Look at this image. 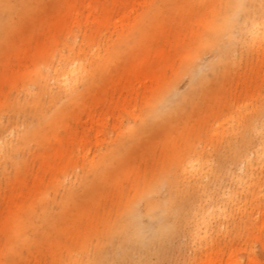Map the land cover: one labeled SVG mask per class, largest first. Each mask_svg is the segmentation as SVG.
<instances>
[{"label":"rangeland","instance_id":"1","mask_svg":"<svg viewBox=\"0 0 264 264\" xmlns=\"http://www.w3.org/2000/svg\"><path fill=\"white\" fill-rule=\"evenodd\" d=\"M44 1V8L37 5L28 12L13 11L11 18L0 12V117L13 93L30 96L32 111L39 109L47 129L38 138L31 134L34 143L27 130L19 132L15 118L8 129L10 133L16 129L19 159L0 156V264H68L76 259L83 264L99 260L107 264H163L174 260L187 264H209L210 260L215 264H264L261 165L246 171L252 179L241 190L244 199L228 219L217 213L207 234L197 223L202 220L201 203L199 186L194 183L181 226L166 244L130 243L114 227L135 203H139L146 221L152 222L147 214L149 201L154 205L153 217L167 219L163 197L148 200L141 192L150 185L152 173L163 170L172 154L178 152L174 144H198L201 131L207 135L205 148L235 141L247 116L242 107L238 119L230 125L234 130L218 135H212L214 120L210 113L215 109L218 113L235 111L238 103L245 105L258 97L264 84V54L258 52L246 65L240 64L227 84L219 78L220 97L207 102L171 135L149 137L141 132L140 137L133 136L129 129H138L142 118L149 119L150 101L157 90L176 74L184 73L186 56L197 48L205 29V14L197 6L206 3L185 0V9L172 7L164 14L160 23L163 28L149 24L144 33L129 38L152 0ZM82 46L95 63L109 59L107 67L113 77L90 79L71 107V100L50 88L47 105L39 103L42 92L30 88L33 80L27 75L28 69L50 62L57 50ZM180 79V93L188 94L193 89L190 76L186 73ZM171 99L175 104L183 102L177 96ZM199 99L203 104L200 95ZM65 107L66 112L61 114ZM6 123H0V132ZM115 148H119L117 159L109 168L104 164L101 167L106 179L97 182L86 198L78 197L77 209L66 212L67 192L90 174L103 154ZM44 205L53 208L60 221L69 216L72 223L68 227H47L39 222ZM29 216L39 225L29 233V245H23L16 237V227ZM10 239L15 242L14 250Z\"/></svg>","mask_w":264,"mask_h":264},{"label":"snow or ice","instance_id":"2","mask_svg":"<svg viewBox=\"0 0 264 264\" xmlns=\"http://www.w3.org/2000/svg\"><path fill=\"white\" fill-rule=\"evenodd\" d=\"M16 5L8 0H0V12L12 17ZM168 8L173 5H157ZM200 13L207 17V28L201 36L199 47L190 51L194 64L200 66V72L194 84L201 90L211 88L212 74L236 63H243L245 58H253L259 51L264 54V0H229L228 3L202 4L197 6ZM92 56L88 49L65 47L57 50L50 62L41 63L29 68L27 75L32 78L30 88L42 92L38 102L47 105L49 88L59 92L61 97H74L89 83L94 74ZM73 67L71 80L63 76V72ZM76 87L71 86V81ZM32 97L16 96L15 93L5 103L0 123L7 121L0 132V156L6 160L19 159V139L16 129L10 133L13 118L20 133L25 130L31 136L39 137L46 133L44 119L39 109L32 111ZM247 116L238 129L235 141L220 142L215 148H205L207 135L200 132V142L194 144L186 152L168 161L164 169L151 178V184L144 194L148 200L163 197V205L167 210V219L161 216L146 221L137 210L139 203L131 206L129 212L121 217L114 227L130 243L144 244L148 241L166 244L178 232L181 226L183 209L190 199L193 181L199 186L201 212L206 223L217 218V213L224 219L234 211L238 202L244 199L242 188L248 183L245 167L250 166L256 155L257 146L260 153L261 178L264 180V84L260 89L258 100H252L241 108ZM181 117V108L169 96L152 114L151 120L170 122ZM131 123V121H129ZM142 130L129 129L130 135H139ZM215 143V142H214ZM195 161V164H193ZM91 174H89V178ZM146 181L149 179L145 177ZM142 198V199H144ZM71 202V199L69 200ZM68 264H83V261L70 260ZM89 264H107L99 260ZM163 264H187L186 261H164Z\"/></svg>","mask_w":264,"mask_h":264},{"label":"bare ground","instance_id":"3","mask_svg":"<svg viewBox=\"0 0 264 264\" xmlns=\"http://www.w3.org/2000/svg\"><path fill=\"white\" fill-rule=\"evenodd\" d=\"M200 1L205 2L206 4H210V3L221 4V3H228L229 2V0H200ZM8 2L16 5L15 9L13 10L14 12L15 11L23 12V11H27V10L29 11L30 8H32L33 6L35 8L37 5H42V8H44V4L46 3V1H44V0H8ZM184 2H185V0H152L149 4L148 9L145 11V13L143 15L140 14V16L138 17V20L135 22V25L133 28L134 30L132 31V35L129 38H131L132 36H134V38H135L137 33H144L145 29L147 28L146 26L149 24H159L161 26V28H163L165 26L164 24H160V23L163 22L164 14L172 7L160 8V7H154V6H157V5H173V3H175L176 4L175 7L179 8L180 11H182L183 9H185ZM257 2H258V0H257ZM205 19H206V22L204 25L205 26L204 31L207 28V17H206V15H205ZM199 45H200V43H199ZM199 45L197 47H199ZM109 54H110V51H109ZM113 57L111 59H113ZM253 59H254V57L253 58H245V60L243 61L244 65H246L247 62H249ZM108 61H109V59H107L106 62H103L100 64L96 62L94 64V74H93L91 79H104V78L106 79V77L107 78L113 77L114 74L112 72H110L111 69L107 67ZM240 64L241 63L237 62L235 67H228V68H226L220 72L213 73L212 74V80H211V88L206 89V90H201L194 84V79L196 78V76L200 72V66L194 64V57H191L188 53L186 56V61L184 62V65H183V72L184 73L176 74V76L173 79H169L164 84V86L161 87V89L159 88L157 90V92L154 95V99L150 101L149 119H147L146 117L142 118L141 125L138 126L139 127L138 129L142 130L141 132L144 134L148 133L149 137H152L154 134H160L161 135L162 133H168L171 135L176 127H178L179 125L185 124L184 122L186 120H188L190 117H192V118L195 117L198 114V112L201 109H203L204 105H206L210 102H214V100H217L220 97L221 84L219 83L218 79L222 78L223 83L227 84L226 81H228V79L231 78L233 71L238 66H240ZM75 71H78V69L73 68V67H68L63 72V76L68 77L71 80L73 72H75ZM186 73L191 78L190 79L191 80V86L193 89L188 94H183V93H180L179 81H181L180 77ZM71 86L72 87L77 86L76 82L74 80L71 81ZM257 94H258L257 95L258 97L255 98L254 100H258V98L260 96V92H257ZM199 95L201 96V99H203L202 100L203 104L200 103ZM169 96H174V97L177 96V97H179V99L181 98V100H183L182 103L176 104L177 106H180V108H181V117L179 119H176V120H173L170 122L151 120L152 114L157 110V108L161 104L165 103L168 100ZM66 98L71 100L69 107L73 106L76 103L77 96H74V97L66 96ZM242 105H243V103H238L235 111H223L221 113H218L219 110H216V109L214 111H212V113H210V115L213 116L211 118V120L212 119L214 120V122L212 123V125L210 127V129L214 132L212 135H218L220 131L225 132V131H229V130H234V127L231 128L230 125H233L232 121L238 119V117L240 115V111H238V110H240ZM66 110L67 109L65 107L64 111L61 114H64L66 112ZM41 115L44 116L45 113H42ZM55 121H56V117L54 119H52L50 124L53 126ZM210 122L211 121H209V125L211 124ZM138 136L140 137V134ZM193 145L194 144L189 143V142H187V143L184 142L182 144L181 143L174 144L173 149L178 150V152H174L171 157L170 156H168V157H170V159H173L176 156L180 155L181 153L186 152ZM179 148H181V149L179 150ZM117 150H119V148L113 149V151L110 153L103 154L100 157L98 165H96L90 169L91 177L89 178V175H87V174H86V176L81 177L78 180V186L71 188L67 192V195H66L67 196V201H66L67 205L64 206V209L66 210V212H68L69 210H72V209H77L78 206L80 205L79 201H77L78 197L83 196V198H86L90 194V192L93 189H95V185L97 182H102L103 180L106 179V175L104 174V168L102 169L101 167L103 166V164L106 168L110 167L111 163H113V161L115 159H117ZM193 164H195V161H193ZM258 165H260V153H259V148L257 146L256 155L254 157L253 163L250 166L245 167V175H246L247 181L251 180L252 177H250L249 172H246V171L248 169L253 170L254 167H256ZM152 174L154 176V175H157L158 173L157 174L152 173ZM69 176L66 175V178H69ZM94 182H95V184H94ZM193 183L196 184L195 181H193ZM150 184H151V182H150ZM149 186L150 185H148L146 187L147 189L146 188H145V190L143 189V191L141 192V196H144V194L148 190ZM70 199H71V202H69ZM153 209H154V205L152 202L149 201L147 214L150 217H153V213H152ZM137 210L141 213V211L139 209H137ZM41 215H43V218L38 220V221L42 222L47 227H52L53 225L58 226V227H62V226L68 227L72 223L69 216L66 217L65 219H63V221H60V219H58V215L55 212V210H53V208H51V207H48L47 205H44L42 207ZM200 217L202 220H198V222H197L198 226L199 225H200V227L204 226L205 232L207 234V231L209 230V223H206L204 221V217L202 215V212H201ZM38 225H39V223L37 222V219H35L34 217L29 216V217L24 218V220L20 221L16 227V237L21 238L23 245H29V243H30L29 233L33 229H36L38 227ZM199 233L200 232L197 231L196 236H198ZM206 236L207 235H205V237ZM10 247L12 250H14V248H15V242L12 241V239H10ZM20 255L21 254H19V256ZM209 264H215V263H214V261L210 260Z\"/></svg>","mask_w":264,"mask_h":264}]
</instances>
